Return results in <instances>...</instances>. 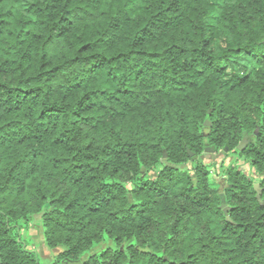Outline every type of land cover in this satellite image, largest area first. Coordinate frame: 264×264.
I'll return each instance as SVG.
<instances>
[{
	"label": "trees",
	"instance_id": "1",
	"mask_svg": "<svg viewBox=\"0 0 264 264\" xmlns=\"http://www.w3.org/2000/svg\"><path fill=\"white\" fill-rule=\"evenodd\" d=\"M36 222L51 264H264V0H0V264Z\"/></svg>",
	"mask_w": 264,
	"mask_h": 264
},
{
	"label": "rangeland",
	"instance_id": "2",
	"mask_svg": "<svg viewBox=\"0 0 264 264\" xmlns=\"http://www.w3.org/2000/svg\"><path fill=\"white\" fill-rule=\"evenodd\" d=\"M209 157H213L212 160L216 161V164L212 163L211 160L208 161V163H212V166L210 167V182L214 186H218V182L220 179L225 176H216V173L218 170H220V164L221 162H224L223 167L228 168L230 165H239L241 169L254 180L255 186L258 185L257 180L259 179V175L254 172L248 164L243 163L242 161H239L237 159V156L235 154L231 155H225L221 153H215L212 151L208 152ZM218 166V167H217ZM41 225V226H40ZM42 224L36 222L33 223L29 229L27 230V235L31 239L32 247L39 253L42 263L43 264H51V262L54 259L52 249L47 246V244L44 241L43 237V231H42Z\"/></svg>",
	"mask_w": 264,
	"mask_h": 264
},
{
	"label": "water",
	"instance_id": "3",
	"mask_svg": "<svg viewBox=\"0 0 264 264\" xmlns=\"http://www.w3.org/2000/svg\"><path fill=\"white\" fill-rule=\"evenodd\" d=\"M247 139L245 138L244 141L241 143V145L239 146L240 149H243V147L246 145ZM192 154V153H191ZM255 188L259 191L260 193V188H259V184L255 186ZM223 196V194H222ZM228 211V208H225V212Z\"/></svg>",
	"mask_w": 264,
	"mask_h": 264
}]
</instances>
